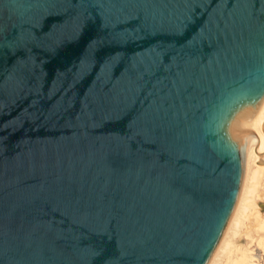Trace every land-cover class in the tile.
Masks as SVG:
<instances>
[{
    "label": "water",
    "instance_id": "obj_1",
    "mask_svg": "<svg viewBox=\"0 0 264 264\" xmlns=\"http://www.w3.org/2000/svg\"><path fill=\"white\" fill-rule=\"evenodd\" d=\"M264 138V0H0V264H217Z\"/></svg>",
    "mask_w": 264,
    "mask_h": 264
},
{
    "label": "bare ground",
    "instance_id": "obj_2",
    "mask_svg": "<svg viewBox=\"0 0 264 264\" xmlns=\"http://www.w3.org/2000/svg\"><path fill=\"white\" fill-rule=\"evenodd\" d=\"M263 177L264 138L257 153V168L253 169L251 172L244 204L238 206L223 252L217 264H223V261L225 262L224 264H255L251 262L252 258L250 257L252 256L248 257L238 245H235L232 242V239L239 232L238 229L243 225L244 220L252 219V222H255L256 226L258 225L261 230H264V217L260 214L255 201V197H258L259 195V187L261 186ZM235 251H239V253H236Z\"/></svg>",
    "mask_w": 264,
    "mask_h": 264
},
{
    "label": "rangeland",
    "instance_id": "obj_3",
    "mask_svg": "<svg viewBox=\"0 0 264 264\" xmlns=\"http://www.w3.org/2000/svg\"><path fill=\"white\" fill-rule=\"evenodd\" d=\"M264 179V177H263ZM262 179L259 187L258 197H255L260 214L264 217V180ZM261 188V189H260ZM252 219L244 220L236 236L233 237V243L238 245L245 254L252 258L251 262L255 264H264V230L257 227ZM263 242V243H262ZM262 245V246H261ZM260 246V247H259ZM236 252V251H235ZM236 253H239L237 251ZM236 255V254H235ZM225 263L224 261L222 262Z\"/></svg>",
    "mask_w": 264,
    "mask_h": 264
}]
</instances>
